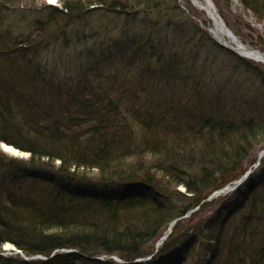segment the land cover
I'll list each match as a JSON object with an SVG mask.
<instances>
[{
	"label": "trees",
	"instance_id": "trees-1",
	"mask_svg": "<svg viewBox=\"0 0 264 264\" xmlns=\"http://www.w3.org/2000/svg\"><path fill=\"white\" fill-rule=\"evenodd\" d=\"M239 1L264 22V0ZM23 2L0 0V142L29 156L0 150V250L47 260L0 264H215L235 196L247 211L224 264H264V158L208 212L264 146V66L219 45L179 0ZM98 12L129 31L109 73L44 62L60 43L59 66L80 67L55 36Z\"/></svg>",
	"mask_w": 264,
	"mask_h": 264
},
{
	"label": "rangeland",
	"instance_id": "rangeland-1",
	"mask_svg": "<svg viewBox=\"0 0 264 264\" xmlns=\"http://www.w3.org/2000/svg\"><path fill=\"white\" fill-rule=\"evenodd\" d=\"M181 5L186 6L188 9L187 15L192 17L193 21L197 24H201V22L206 21V25L212 26L213 20L209 17L206 11L200 10L198 7L194 5L192 0H179ZM42 2L46 3L47 5H51L48 0H24L23 5L27 8L30 7H40ZM219 14H221L223 20L225 21L227 27L233 32V34L237 37V39L248 49H256L264 52V45L263 43L258 42V38L264 36L262 32L257 27V24L262 25L264 30V22L260 21L259 18L249 9H246L239 1L240 6L242 7L243 11H237L234 9L233 2L231 0H214ZM57 4H59V0H57ZM240 7V8H241ZM121 21V22H120ZM123 20H117L115 17H99L98 15L87 17L83 20H79L71 22L68 26H63L66 29V33L62 34L60 32L57 33V36L61 37V41L64 45L68 46L65 50L68 55L73 56L75 59L79 60L80 67L72 68L69 66L68 68L59 66V61H57V57L59 56L61 50V44L58 45L55 43L45 54H44V62L47 63L50 67L58 69L62 75H74V76H83L86 77L87 75L90 77H94L98 73L107 74L110 72L108 66L114 64L113 61L117 59V56L120 52L124 50V42L128 39V30L124 28L122 24ZM124 23V22H123ZM139 24H136L132 32L134 33L137 30H140ZM149 37V33L146 35ZM91 51L92 55L88 56V52ZM82 56L79 59V55ZM220 59H225V55H220ZM99 60V62L96 61ZM257 65H263L264 63L257 62L253 59H250ZM220 62V61H219ZM118 63V62H116ZM218 65V63H217ZM83 73H86L83 75ZM183 94L186 95L184 92ZM7 145L12 147L15 151L14 153L7 152L4 149L3 145ZM258 149L254 151L249 159V162L245 165L247 170L250 169L252 165H254L259 153L262 151ZM0 150L8 154L9 156H13L16 158H28V154L23 152L13 145H9L5 142H0ZM253 163V164H252ZM229 185V184H228ZM226 185V186H228ZM225 186V187H226ZM224 188V187H223ZM184 191V188H181ZM260 190V189H259ZM251 193V192H250ZM258 194V191H255L253 194H249L250 198H253L255 194ZM225 195L221 194L218 197H214L213 199H218L213 206H211L210 211L212 212L218 208V204H222L225 198ZM208 201H212L208 200ZM229 204H233L231 211L228 213L230 214L228 224H227V233L225 236V243L221 246L220 251L216 258L215 264H224V259L227 255V236L231 234L239 225L240 221L242 220L245 212L247 211L244 208H241L243 205L242 200L238 199L237 196L228 200ZM240 208V209H239ZM208 212H205L203 215H208ZM201 214L199 215V217ZM188 218V217H187ZM190 218L187 219L189 221ZM192 222L197 223V220L189 222V225ZM253 229V227H251ZM12 244H5L3 249L0 250V255H16V252L13 250ZM157 247V243H156ZM195 248V247H194ZM196 250H200V245L196 246ZM204 259L208 260L212 257L210 252H204ZM22 256V255H21ZM23 257V256H22Z\"/></svg>",
	"mask_w": 264,
	"mask_h": 264
},
{
	"label": "bare ground",
	"instance_id": "bare-ground-1",
	"mask_svg": "<svg viewBox=\"0 0 264 264\" xmlns=\"http://www.w3.org/2000/svg\"><path fill=\"white\" fill-rule=\"evenodd\" d=\"M48 1L50 2V4H53V5L57 4V0H48ZM192 2L200 10L206 11L207 14L209 15V17L213 20V25L210 26L212 29V35L219 42L224 43V44H228V45L230 44V45L236 47L239 51L242 52V54L247 53V54L251 55L255 59V61H259L262 59V56L258 52L252 51L251 49H248L247 47L245 48L242 45V43L236 39L234 34H232L231 32H229L226 29H224L223 27H221V25L218 23V21L215 20V17L212 13V10H211V2L209 0H192ZM232 2H233V6H234L235 10L243 11L242 7L239 4V0H232ZM3 146L7 152L14 153L15 150L12 147H9L5 144ZM167 234H168V231H166L165 235H167Z\"/></svg>",
	"mask_w": 264,
	"mask_h": 264
},
{
	"label": "water",
	"instance_id": "water-1",
	"mask_svg": "<svg viewBox=\"0 0 264 264\" xmlns=\"http://www.w3.org/2000/svg\"><path fill=\"white\" fill-rule=\"evenodd\" d=\"M210 2H211V10H212V13H213V15H214V17H215V20H217L218 21V23L221 25V27H223L224 29H226L227 31H229V32H231L232 33V31L227 27V25H226V23H225V21L223 20V18H222V16L219 14V11H218V8H217V6H216V4H215V2H214V0H209ZM232 1V0H231ZM184 9H186L184 6H182ZM187 10V9H186ZM257 27L259 28V30L262 32V34H263V36H264V30H263V27H262V25H260V24H257ZM207 30H209V32H211L212 33V29H211V27H208L207 28ZM233 34V33H232ZM235 36V35H234ZM214 37V36H213ZM236 37V36H235ZM215 38V37H214ZM236 39H237V37H236ZM215 40L217 41V42H219L216 38H215ZM238 40V39H237ZM239 41V40H238ZM222 46H224V47H226V48H228V49H230V50H232V51H234V52H236L237 54H239V55H241V56H243V57H247V58H251V59H254L251 55H249V54H247V53H245V54H242V52L241 51H239L236 47H234V46H232V45H228V44H224V43H221V42H219ZM243 45V44H242ZM244 46V45H243ZM245 47V46H244ZM246 48V47H245ZM252 51H256V52H258L261 56H262V59L261 60H259L258 62H262V63H264V52H262V51H260V50H256V49H252ZM264 157V149L261 151V153L259 154V157H258V164L255 166V167H258L259 165H260V161L262 160V158ZM253 172V170H249L240 180H238V181H236L235 183H234V185L233 186H228V187H226V188H224V189H222L221 191H219V192H217L216 194H215V196H217V195H219L220 193H222V192H228V191H234V190H236L247 178H248V176L251 174ZM180 220V218L179 219H176V220H174L171 224H170V227H169V229H168V234L167 235H165L160 241H159V243L157 244V246H159L164 240H166L167 238H168V236L171 234V232H172V228H173V226L178 222ZM73 252H75V251H73ZM17 253H20V251H18ZM25 259L26 260H28V258H26L25 257ZM118 262H120L121 264H131V262H125V261H123V260H120V259H118V258H115ZM146 260H148V259H139V260H136L135 262H141V261H146Z\"/></svg>",
	"mask_w": 264,
	"mask_h": 264
}]
</instances>
